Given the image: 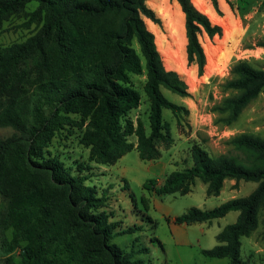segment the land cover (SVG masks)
<instances>
[{"label":"trees","instance_id":"obj_1","mask_svg":"<svg viewBox=\"0 0 264 264\" xmlns=\"http://www.w3.org/2000/svg\"><path fill=\"white\" fill-rule=\"evenodd\" d=\"M34 1L38 7L27 14V5ZM172 1L185 16L188 66H196L202 76L206 54L201 37L221 36L222 28L193 0ZM22 14L29 17L26 26L36 24L38 31L24 42L0 48V128L15 130L0 140V196L5 201L0 238L8 253L21 250L19 260L8 256L5 264H146L138 256L148 254V248L127 251L114 243L141 227L121 228L113 220L114 213L106 210V193L87 184L90 178L83 171L90 166L79 164L75 172L47 149L61 129L76 125L84 128L80 143L90 149L89 163L112 166L133 150L144 162L161 159L160 145L174 143L163 111L189 114L162 89L191 95L181 75L165 68L155 34L146 24L150 20L161 26L162 21L147 0H0V33L5 22ZM257 46L264 48V41ZM142 74L149 134L140 119L135 127L127 118L141 104L133 76ZM232 74L225 88L234 94L214 108L221 115L217 123L226 126L264 95L263 68L241 60ZM132 136L137 145L129 140ZM228 143L240 154L211 156L196 144L191 167L172 172L159 187L154 179L145 187L158 196H184L201 180L207 195L218 197L227 180H235V187L241 181L257 183L248 196L209 210L192 208L173 220L190 226L238 212L237 221L216 236L217 245L201 254L246 264L242 238L258 229L264 211V138L244 133Z\"/></svg>","mask_w":264,"mask_h":264},{"label":"rangeland","instance_id":"obj_2","mask_svg":"<svg viewBox=\"0 0 264 264\" xmlns=\"http://www.w3.org/2000/svg\"><path fill=\"white\" fill-rule=\"evenodd\" d=\"M193 1L200 11L209 16L213 24L222 28L221 36L217 35L210 39L204 34L201 37L206 54L202 76L198 75L196 66H188L187 63L185 16L179 4L172 0H147L148 5L162 21L161 26L150 20H146V24L155 34L157 48L165 68L178 72L186 81L191 94L189 97H181L162 89L167 99L189 110V114L181 112L179 115H174L169 110L163 111L164 121L170 125L174 143L170 147L160 145L161 159L164 163L169 161L178 171L192 166L191 151L196 144L211 156L238 155L240 152L234 150L228 143L234 136L246 133L264 138V95L252 102L230 126L217 123L221 115L214 111L225 98L234 94L227 90L225 85L233 78L232 68L237 62L246 60L256 68L264 69V48L257 46L259 42L264 41V0ZM37 7V1L31 2L27 5L26 13H32ZM28 19L26 14H22L5 22L0 33V48L24 42L38 31L39 26L36 24L26 26ZM133 82L141 93L142 100L140 106L127 118L133 121L135 127L140 119L149 134L150 107L144 92L146 75L133 76ZM73 118L80 120L79 116ZM83 131L84 128L76 125L61 129L47 150L66 166L72 167L75 172L79 164L85 167L89 165L91 170L83 171V174L90 178L87 184L96 186L100 194L106 193L108 197L106 210L114 213L113 220L121 222V228L141 227L133 234L116 237L115 244L127 251L133 248L135 250L148 248V254L138 256L146 264H230L228 258H208L203 256L201 251L217 245L216 236L224 227L237 221L238 212H232L212 223L190 227L189 245L177 242L168 225L174 217L164 220L162 214L167 211L171 216L177 217L192 208L213 209L231 199L248 196L257 188V183L241 181L235 187V180H227L220 196L209 197L206 185L197 180L192 192L187 195L168 194L153 197L155 192L145 187L149 180L157 179L148 171L151 163L142 161L137 151L133 150L127 154L124 161L127 166L125 180L122 179L117 167L112 169L110 166L107 167H110L111 171L103 177L97 169L100 165L89 163L90 149L80 143ZM14 133L15 130L10 127L0 128V140ZM129 140L137 145L136 136L130 137ZM152 198L160 199L163 207L161 210L154 207L148 213V208L154 204ZM4 208L5 201L0 196V211ZM142 213L150 214L151 218ZM136 220L139 221L135 222ZM11 237L12 233L8 231L6 238L10 240ZM7 249L5 239L1 237L0 264H5L8 256L20 259V248L12 253H8ZM241 258L246 264H263L264 211L261 212L258 229L250 237L242 238Z\"/></svg>","mask_w":264,"mask_h":264},{"label":"crops","instance_id":"obj_3","mask_svg":"<svg viewBox=\"0 0 264 264\" xmlns=\"http://www.w3.org/2000/svg\"><path fill=\"white\" fill-rule=\"evenodd\" d=\"M134 151H136V150H134ZM126 157H127V155L122 157L115 165L110 166V167H112V169H114V167H117L118 172L121 173L123 180H125V174L127 172V166H126V164H124V163H126V162H124V161H126ZM149 163H151V164L148 166V171L157 177L156 180L158 182V185H157L158 187L164 183L165 179L167 178V176L169 174H171L174 171H178V169H175L174 166L170 165L169 161L164 163V162H162V159L160 161H157V162H149ZM96 165H98V164H96ZM110 167L100 165V168H97V169H99V171L102 173V176L104 177L106 174H108L111 171ZM94 170H96V168ZM222 192H223V190H222ZM157 196L158 195L153 193V197H157ZM152 199H154L153 200L154 204H153V206L151 204V206L148 208V210H147L148 213H150V210L153 209L154 207L159 209V210H161L163 207L160 199H158V198H157L158 200H156V198H152ZM151 203H152V201H151ZM230 213H232V212H230ZM142 215H145L146 217L151 218V216H149L150 214L148 215V214L142 213ZM170 217L175 218V216H171L167 211H166V213L162 214V218L164 220H166V218H170ZM217 220H220V219H217ZM137 221H139V220H136L135 222H137ZM214 221H216V220H214ZM205 224L206 223H197V224H193V225L188 226L185 224L178 225V224L174 223L173 221L168 222V225L171 228L172 234L176 238L177 242L188 244V245H189L188 236H189L190 227L198 226V225L202 226Z\"/></svg>","mask_w":264,"mask_h":264}]
</instances>
